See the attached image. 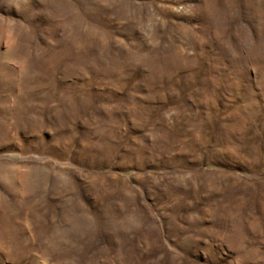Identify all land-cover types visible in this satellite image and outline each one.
Returning <instances> with one entry per match:
<instances>
[{"label":"rangeland","instance_id":"1","mask_svg":"<svg viewBox=\"0 0 264 264\" xmlns=\"http://www.w3.org/2000/svg\"><path fill=\"white\" fill-rule=\"evenodd\" d=\"M0 264H264V0H0Z\"/></svg>","mask_w":264,"mask_h":264}]
</instances>
